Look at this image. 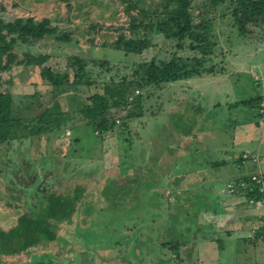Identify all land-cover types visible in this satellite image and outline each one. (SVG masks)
<instances>
[{
    "label": "rangeland",
    "instance_id": "374dc122",
    "mask_svg": "<svg viewBox=\"0 0 264 264\" xmlns=\"http://www.w3.org/2000/svg\"><path fill=\"white\" fill-rule=\"evenodd\" d=\"M164 2L147 0L144 5L153 8ZM0 5L6 7L1 15L6 20L33 17L58 28L53 36L19 43V58L2 73L0 91L11 93L14 113L27 120L28 128L23 123L18 136L31 137L0 142V226L10 228L30 210L23 195L17 198V190L29 189L34 182L44 193L84 189L73 222L60 223L55 240L20 255H3V264H122L121 254L137 240L151 245L145 244L142 252L156 251L154 260L147 255L141 264H216L209 258L217 257L218 239L225 246L218 258L229 259L225 264H245L250 256L254 263L264 264V243L260 249L251 246L250 256L242 252L243 237H253L264 228L260 202L248 204L259 223L250 234L236 228L230 218L222 224L229 229H218L221 223L212 218L221 210L231 212L226 194L234 193L233 187L245 180H234V162L217 164L223 154L215 153L218 144L211 138L217 125L254 120L259 112L264 116V102L261 109L235 105L264 94V25L250 26L253 33L243 39L232 15L235 0L217 8L209 0H194V19L206 16L212 22L214 54L203 57L189 47V39L180 48L177 40L157 31L149 32L153 47L133 54L114 46L121 33L134 37L128 29L132 18L124 13L121 0H0ZM63 33L71 39L58 41L56 36ZM26 53L50 55L45 65L60 83L51 85L41 66L18 64ZM173 55L199 56L205 60L204 68L215 69L162 87H132L126 94L128 104L110 110L115 123L110 121L112 128L106 132L83 117L85 105L109 110L108 84L125 77L140 80L134 74L138 64L153 58L160 64ZM71 57L86 63L88 76L81 82L70 66ZM89 78L94 83L87 85ZM138 99L141 108L135 103ZM45 108L51 115L44 122L38 118ZM140 112V117H129ZM228 142L226 138L219 144L225 148ZM247 189L251 190L246 185ZM214 191L219 196H209ZM30 196L37 205L35 192ZM176 243L173 250L170 245Z\"/></svg>",
    "mask_w": 264,
    "mask_h": 264
},
{
    "label": "trees",
    "instance_id": "16d2710c",
    "mask_svg": "<svg viewBox=\"0 0 264 264\" xmlns=\"http://www.w3.org/2000/svg\"><path fill=\"white\" fill-rule=\"evenodd\" d=\"M123 11L128 16H131L130 29L134 37L130 38L125 33H121L114 46L119 50H124L127 53L142 54L144 51L153 47L154 42L151 38V33L157 31V34H163L167 39L177 40L178 47H185V40L189 39V47L197 53L204 56L214 54L216 49L215 42L212 40L211 32L212 22L206 16L197 21L194 19L192 4L194 0H165L161 5H155L153 8L145 7L147 0H121ZM226 0H209L211 7L217 8L218 5ZM236 8L232 15L238 27V35L243 39L247 38L250 33H253L251 27H259L264 25V0H235ZM150 6V5H149ZM6 7L0 5V86L3 79L2 73L8 72L14 62L19 58L16 47L19 43L30 44L32 40H41L45 37H50L58 32V28L49 27L48 20L36 22L35 18L24 19L23 17L15 18L14 20H6L1 17L4 15ZM209 11V9H208ZM207 13L206 10L203 12ZM210 13V12H209ZM207 15V14H206ZM5 16V15H4ZM91 28L95 29L96 25ZM141 29H144L141 35ZM58 41H69L70 35L63 33L56 36ZM50 59V55L26 53L24 58L18 64L25 66H41L42 74L49 83L57 86L60 80L54 76V70L45 65ZM157 63L155 58L151 61H145L138 64L135 76L140 77V80L129 81L126 77L120 82H112L105 87V93L109 96L112 103L107 109H99L90 105H85L81 108L83 117L89 119V124H96V128L101 132L111 130L112 123H115V118L109 116L110 110L114 107H122L128 104L126 94L133 87L143 88L145 86L162 87L166 83L176 82L184 78L193 77L196 74L214 71V66L204 68L205 60L199 56L183 57L173 55L171 58ZM70 66L76 71L78 82L83 81L88 76L86 63L77 57L69 58ZM91 78L86 80V84H93ZM73 84H76L73 82ZM134 91V90H133ZM101 96V95H100ZM117 97V98H116ZM264 96L260 95L251 99H242L235 102V105H244L249 108H262ZM137 106L141 108V100H135ZM114 106V107H113ZM51 113L50 108H45L43 113L39 115L41 121L49 118ZM259 114H261L259 112ZM142 113H130L129 117H140ZM257 115V114H256ZM262 115V114H261ZM111 121V122H110ZM26 118L19 117L14 113L13 98L8 91H0V142H9L16 139L31 137L29 133H24L18 136V131L24 123L23 128H28ZM47 122V121H46ZM44 124V123H43ZM47 127V125H45ZM49 128V127H48ZM47 129V128H46ZM243 160L247 159L243 157ZM243 161V164H244ZM150 171L155 169V174H159L154 166L149 167ZM263 177L261 182L253 180L252 175L247 176L243 185H233L234 193L245 190L246 185H252L253 189L246 191V201H258L263 199L264 192V176L262 173L256 175ZM48 180V179H47ZM244 187V188H242ZM49 188V187H48ZM31 189V190H30ZM109 189V187H107ZM19 191L17 198H24L27 201L30 210H27L18 217L17 223L10 228L0 226V264L4 263L3 255H20L21 253L29 252L32 248L39 246L42 243H48L57 238V229L61 223H72L78 202L84 196V189L76 187L75 193L56 194L49 190L44 193L36 183L31 184L29 189L24 187ZM32 191V192H31ZM38 197V204L34 205V199L30 194L34 193ZM110 198V197H109ZM36 199V198H35ZM262 222L264 216H262ZM254 244L260 240L264 241V228L258 230L251 237ZM260 239V240H259ZM250 240V241H251ZM221 247L224 249L223 240ZM259 245V244H258ZM173 250L178 248V244H171ZM154 252V251H153ZM155 253V252H154ZM164 263V262H163Z\"/></svg>",
    "mask_w": 264,
    "mask_h": 264
},
{
    "label": "crops",
    "instance_id": "0c3cea01",
    "mask_svg": "<svg viewBox=\"0 0 264 264\" xmlns=\"http://www.w3.org/2000/svg\"><path fill=\"white\" fill-rule=\"evenodd\" d=\"M25 67H29V66H25ZM255 75L259 77V74L255 73ZM262 95L264 96V94ZM263 118H264L263 114L261 115L257 113L254 120L250 119L248 121H244V123L233 122L232 125H230V127H225L224 125L223 127H220L217 125L215 132L214 133L212 132L213 134L211 136V138H213L212 143L217 141V144H218V146H216L217 148H215V153L219 155L223 154V157L220 158V162H217V164L225 165V164L234 162L235 166L232 172V176L235 178L234 180L236 179L238 180L242 178L246 179V177L250 175H252V178H253L260 173H262L264 176V172H263L264 171V157H262L264 153V121L256 120V119H263ZM226 138L229 139V142L227 146L223 148L224 145L222 146V144H219V143H220V140L222 139L225 140ZM243 157H245L248 160L247 163L242 164ZM200 164H203V163L201 162ZM239 185L244 186L243 183ZM248 187H250V185H248ZM212 193H215L216 196H219L215 191L211 192L209 196H212V195L215 196V194H212ZM218 193L220 194V190L218 191ZM239 193H241L243 197L239 196L240 194L237 195L235 193L226 194L227 199L225 201V204L228 205L227 207H231V210H230L231 212H228V211L226 212L224 210H221L219 214H215V213L212 214V218H214V221H219V223H221V225L218 226V229H221V228L229 229L227 225L223 228L222 224L225 221L226 223H228V220L230 218L231 220H233L236 228H238L239 226L240 228L244 229L247 234H250V231L253 228L257 227L259 223L258 221H256L257 220L256 213H252L253 211L250 210L251 207L248 204H251V203L246 201L247 196L244 197L246 195V192L242 190ZM261 216H264V214ZM112 232L116 233L115 231H112ZM251 239H252L251 237L249 238L243 237V241H242L243 246L245 248L244 250H242V252L248 254L249 256H250L249 253L251 251V246H254V248L260 249L262 247L260 246V244L264 243V241L259 239L260 241L254 244ZM247 240L248 242H246ZM145 244H148L149 246H151L149 242H146V241L143 242L142 240H137L135 244L132 245L130 250H127L124 253H122L120 256L122 264H129L133 261L134 263L135 261H137L138 264H141V262L143 261V257H147V255H149L148 257H152L150 260H154L156 256V251H154L155 252L154 253L152 250L151 252L149 249L146 251L147 254L145 252H142L146 250V247H144ZM221 244L222 242L220 239H218V241L215 242L214 251L216 252L217 257L209 258L212 261L217 260L216 264H225L227 263V261H229L227 256H223L220 259L218 258V253L220 255L221 252L224 251V249L221 247ZM140 253H143V254L140 255ZM135 255H137L139 259H136ZM250 257H251V260L245 264H256L253 262L252 256ZM163 262L164 261H162V263Z\"/></svg>",
    "mask_w": 264,
    "mask_h": 264
},
{
    "label": "built area",
    "instance_id": "2783aa9c",
    "mask_svg": "<svg viewBox=\"0 0 264 264\" xmlns=\"http://www.w3.org/2000/svg\"><path fill=\"white\" fill-rule=\"evenodd\" d=\"M262 178H263V177H259V176H255V177H253V179L256 180V181H258V182H261V181H262ZM230 187H232V185H230ZM250 189L252 190L253 187H251ZM262 192H264V188L262 189ZM251 201H253V200H251ZM251 201H250V202H251ZM253 202H254V201H253ZM258 202H260V203L264 206V197H263V199L258 200L257 202H254V203H258Z\"/></svg>",
    "mask_w": 264,
    "mask_h": 264
},
{
    "label": "clouds",
    "instance_id": "9594fccd",
    "mask_svg": "<svg viewBox=\"0 0 264 264\" xmlns=\"http://www.w3.org/2000/svg\"><path fill=\"white\" fill-rule=\"evenodd\" d=\"M250 185V184H249ZM252 187V185H250V187L249 188H251ZM251 203V202H250Z\"/></svg>",
    "mask_w": 264,
    "mask_h": 264
}]
</instances>
